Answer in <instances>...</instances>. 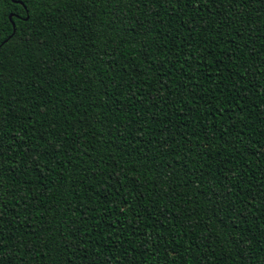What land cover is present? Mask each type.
I'll return each mask as SVG.
<instances>
[{
  "label": "trees",
  "instance_id": "16d2710c",
  "mask_svg": "<svg viewBox=\"0 0 264 264\" xmlns=\"http://www.w3.org/2000/svg\"><path fill=\"white\" fill-rule=\"evenodd\" d=\"M0 42L12 264H264V0H0Z\"/></svg>",
  "mask_w": 264,
  "mask_h": 264
},
{
  "label": "snow or ice",
  "instance_id": "6c2138e0",
  "mask_svg": "<svg viewBox=\"0 0 264 264\" xmlns=\"http://www.w3.org/2000/svg\"><path fill=\"white\" fill-rule=\"evenodd\" d=\"M32 2L34 3H39L42 2V0H32ZM200 0H196V4L197 7L199 5ZM247 2V0H227V5L228 7H231L232 5H236V4H240V3H244ZM218 3L223 6L224 5V0H218ZM47 19V17H37L34 24L31 26L32 27V31L30 33H26V32H22L20 34L19 40L18 42L21 43L24 46L27 47H33V49H35L36 46H38V44L40 43V36H41V28L43 26V22L44 20ZM144 35H147V33H144ZM0 48H3V42H0ZM194 57H190V59H192ZM200 64H203L204 61L201 59L199 60ZM0 75H2V73H0ZM3 97L0 96V128L3 127V122L5 120L8 119V117L11 115V113L9 112H5L4 111V106H3ZM215 114L219 117V116H223L224 113L220 112L219 109H215ZM21 139H23V137H21ZM12 141L9 139V145H11ZM6 147H8V145L5 144V138L0 135V160H2L5 156V149ZM33 164L36 165V168H34L33 170H37L39 168V164L37 163V161L33 160L32 162ZM120 181L117 180V183H119ZM230 194V193H229ZM43 196V192H41L40 194L37 195L36 199L40 200L41 197ZM3 210L2 205H0V211ZM49 211H51V209H49ZM93 211H95L93 209ZM37 215H40L39 212V207L37 206ZM119 215H123V213H119ZM3 225H4V220H3V216L0 215V264H12V259H8L6 258L5 255V250H4V240H5V234L3 231ZM43 231V230H41ZM18 243V241H14L13 243V247L15 246V244ZM172 243V242H169ZM199 247V245H198ZM179 245H175L173 246L171 249H163V251L167 252L169 257H172L173 254H175L176 256V260L172 261L171 264H181V258L179 257ZM150 250V249H149ZM13 259H19L18 255L16 257H13ZM56 264H64L63 260L58 259L56 261ZM106 264H112V260L109 259ZM132 264H135V261L132 262ZM186 264V262H185Z\"/></svg>",
  "mask_w": 264,
  "mask_h": 264
},
{
  "label": "water",
  "instance_id": "95a60500",
  "mask_svg": "<svg viewBox=\"0 0 264 264\" xmlns=\"http://www.w3.org/2000/svg\"><path fill=\"white\" fill-rule=\"evenodd\" d=\"M12 17H13V15L11 14L10 15V18L12 19ZM13 26H14V29H15V27H16V24L13 22Z\"/></svg>",
  "mask_w": 264,
  "mask_h": 264
}]
</instances>
